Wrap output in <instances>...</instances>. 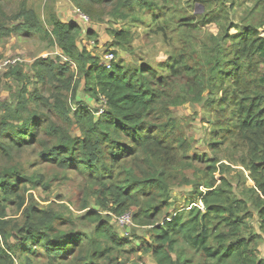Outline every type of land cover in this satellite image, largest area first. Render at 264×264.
Wrapping results in <instances>:
<instances>
[{
	"label": "trees",
	"instance_id": "1",
	"mask_svg": "<svg viewBox=\"0 0 264 264\" xmlns=\"http://www.w3.org/2000/svg\"><path fill=\"white\" fill-rule=\"evenodd\" d=\"M72 1L92 18L104 5H110L112 17L129 22H144L139 13H146L152 33L170 49L165 61L155 64L115 59L117 51H131L134 34L108 28L114 59L107 68L101 57L79 47L81 29L75 22L61 21L53 10L43 20L24 0L8 15L9 0H0V38L40 33L75 66L39 60L33 65L35 83L44 91L22 84L11 102L0 100V109L7 111L0 119V264H31L32 258L52 264H147L134 259L137 254H149L156 264H264L260 234L250 222L254 210L264 225V22L242 17L241 26L235 24L234 0H188L186 6L178 0ZM188 4L201 8L191 12ZM260 5L264 0H255L254 7ZM211 25L215 34L202 32ZM9 66L4 75L22 82L23 69ZM81 84L90 98L102 101V109L80 100L72 106ZM185 103L213 109L214 135L220 136L212 144L229 142L239 150L237 162L252 186L240 173L241 190L232 193L230 180L222 174L217 183L215 176L227 166L216 167L217 159L205 154L187 155L190 144L171 111ZM72 125L78 135L69 133ZM27 148L84 176L99 208L80 217L94 223L91 233L75 230L71 217L60 211L26 203L29 179L13 161ZM41 181L39 174L34 184ZM176 186L191 189L185 207L170 213ZM10 207L21 210L17 223L6 218ZM124 213L147 228L146 237L133 241L118 235L108 218Z\"/></svg>",
	"mask_w": 264,
	"mask_h": 264
},
{
	"label": "rangeland",
	"instance_id": "2",
	"mask_svg": "<svg viewBox=\"0 0 264 264\" xmlns=\"http://www.w3.org/2000/svg\"><path fill=\"white\" fill-rule=\"evenodd\" d=\"M235 3L231 10L232 21L241 26L239 23L240 18H253L256 22H264V6L254 7L255 0H234ZM190 1L178 0L180 5H187ZM21 0H9L4 5V10L8 15H11L18 8V4ZM24 4L27 8L33 9L43 20L46 15L51 11H55L56 15L61 21L75 22L80 26V33L77 37V43L80 48L86 47L94 55L101 57V61H105L104 55H108L111 52L109 44L112 42L111 37L108 35V28H128L133 32L134 38L130 43V52L123 50L117 51L115 59L121 57L126 62L132 61L136 58L139 62L152 61V64L165 61L167 57V50L170 49L168 45L163 42L160 34H153L155 27L147 24L150 16L146 13H139L144 22H129L128 19L114 18L107 11L110 5H104V7H96V11L99 15L92 18L87 12L79 8L72 0H24ZM229 5V3H227ZM191 12L198 11L200 5L188 4ZM80 10L82 15L80 14ZM95 12V11H94ZM102 12V13H100ZM189 13V11H187ZM85 16V17H83ZM7 24L9 20L5 19ZM22 22V19H20ZM157 22V21H156ZM261 29L264 30V24L261 25ZM213 30L216 33L215 25L202 30ZM237 29L231 28L230 33H235ZM91 31V32H90ZM201 32V33H202ZM0 53L2 58L11 60L10 65H17L24 71V78L22 82L16 83V80L8 78L4 75L5 70L9 67L0 70V100H8L11 102V95L15 94L18 88L24 84L29 91L33 88L39 87L40 91H44L43 85L35 83L36 78L34 75V64L39 60H52L56 63L66 62L68 59L64 56L57 45L52 44L47 37L38 33L35 34L30 31L18 33H11L9 36L0 38ZM114 58V55H113ZM69 61V60H68ZM69 65L72 70H75V66L69 61ZM33 67V68H32ZM9 85V87H7ZM38 88V89H39ZM11 89V91H9ZM77 93V98L72 101V106L77 105V101L80 100L84 104H87L91 109H102V101H96L90 98L85 92L83 85L81 84ZM172 116L176 118L180 125V131L183 136L188 140L190 149L187 155L194 157V155L204 154L209 156L210 159H217L215 166L220 168L221 164L227 166L224 167V172H216L217 183L219 178L223 174L225 178L229 179L232 187V193L238 194L241 190L236 184L241 181L240 173H242L246 180V186H252L254 183L248 176V171L244 169L237 161L240 156L239 150L233 147L232 143L225 144H212L220 134L216 131V118L214 117L213 109L203 103L193 104L185 103L179 106L171 107ZM7 111L0 109V119L7 117ZM8 122L19 125L20 122L14 119H10ZM69 133L73 136L78 135L79 132L74 125L70 126ZM217 136V137H216ZM206 156V157H207ZM17 163L19 168L23 171V176L29 181L24 183L26 188L25 198L26 203L36 202L43 208L51 207L54 210L62 212L66 217H71L73 228L80 230L81 232L91 233L94 229V223L91 220L80 219L86 212V210L94 209L99 210L95 205L94 198L87 192L86 182L84 176L79 174L76 170H62L56 165L44 160L43 158L34 155L31 152V148H27L20 152V157L15 158L13 164ZM197 166L202 167L203 163H195ZM42 174L41 186L34 184L38 175ZM239 176V177H238ZM202 190L204 188L200 187ZM190 186H176L173 188L171 194L174 203L170 206L169 212H174L176 208L185 207V198L187 196ZM86 203L87 207L81 208ZM201 207L200 201H196ZM251 204V202H248ZM108 218L110 224L119 236L124 238H131L136 241V238L146 237V227L136 225L131 219L129 223L120 222L115 215H109ZM130 217V216H129ZM6 218H11L12 223L20 221L22 219L21 210L16 211L14 207H10ZM105 218V217H104ZM254 230L260 234L259 250L260 256L264 257V225L258 219L256 211L253 210V216L250 219ZM69 223H65L64 227H68ZM140 256V257H139ZM134 259L146 262L147 264H156L154 259L149 254H137ZM31 264H52L45 258H32Z\"/></svg>",
	"mask_w": 264,
	"mask_h": 264
},
{
	"label": "built area",
	"instance_id": "3",
	"mask_svg": "<svg viewBox=\"0 0 264 264\" xmlns=\"http://www.w3.org/2000/svg\"><path fill=\"white\" fill-rule=\"evenodd\" d=\"M77 11H79L80 12V10L79 9H77ZM80 14H82L81 12H80ZM82 15H85V14H82ZM83 17H85V16H83ZM104 57H105V61H103L102 60V62L104 63V66L105 67H107V68H109L110 67V62H111V60H113L114 58H113V54L112 53H109L108 55H104ZM10 63H11V60H9V59H7V58H2V59H0V70H2V69H4V68H7L9 65H10ZM201 207H203L202 205H201ZM130 216V217H129ZM130 219H131V215L129 214V213H124V214H122V216H120V218L118 217V220L120 221V222H122V224H124V223H129L130 222ZM132 220V219H131Z\"/></svg>",
	"mask_w": 264,
	"mask_h": 264
}]
</instances>
